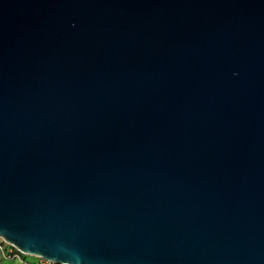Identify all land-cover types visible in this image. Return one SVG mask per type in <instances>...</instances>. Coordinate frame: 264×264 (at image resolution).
I'll return each mask as SVG.
<instances>
[{"label": "water", "instance_id": "1", "mask_svg": "<svg viewBox=\"0 0 264 264\" xmlns=\"http://www.w3.org/2000/svg\"><path fill=\"white\" fill-rule=\"evenodd\" d=\"M0 237L264 264V0H0Z\"/></svg>", "mask_w": 264, "mask_h": 264}, {"label": "built area", "instance_id": "2", "mask_svg": "<svg viewBox=\"0 0 264 264\" xmlns=\"http://www.w3.org/2000/svg\"><path fill=\"white\" fill-rule=\"evenodd\" d=\"M26 255L21 253L16 247L0 237V260L14 261L18 264H58L41 257L35 260H27Z\"/></svg>", "mask_w": 264, "mask_h": 264}, {"label": "rangeland", "instance_id": "3", "mask_svg": "<svg viewBox=\"0 0 264 264\" xmlns=\"http://www.w3.org/2000/svg\"><path fill=\"white\" fill-rule=\"evenodd\" d=\"M25 257H26L27 260H32V261L37 259V257L30 256V255H26ZM0 264H16V263H14V261L6 262L5 260H0Z\"/></svg>", "mask_w": 264, "mask_h": 264}, {"label": "crops", "instance_id": "4", "mask_svg": "<svg viewBox=\"0 0 264 264\" xmlns=\"http://www.w3.org/2000/svg\"><path fill=\"white\" fill-rule=\"evenodd\" d=\"M6 262H8V261H6ZM10 262V261H9ZM14 263H16V262H14ZM16 264H18V263H16Z\"/></svg>", "mask_w": 264, "mask_h": 264}, {"label": "trees", "instance_id": "5", "mask_svg": "<svg viewBox=\"0 0 264 264\" xmlns=\"http://www.w3.org/2000/svg\"><path fill=\"white\" fill-rule=\"evenodd\" d=\"M5 261H7V260H5Z\"/></svg>", "mask_w": 264, "mask_h": 264}]
</instances>
